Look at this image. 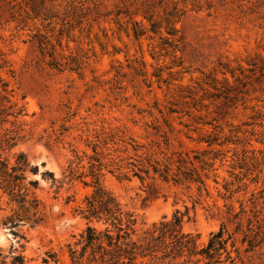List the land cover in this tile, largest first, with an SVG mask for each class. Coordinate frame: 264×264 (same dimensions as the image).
Listing matches in <instances>:
<instances>
[{"label":"rangeland","instance_id":"obj_1","mask_svg":"<svg viewBox=\"0 0 264 264\" xmlns=\"http://www.w3.org/2000/svg\"><path fill=\"white\" fill-rule=\"evenodd\" d=\"M16 1L0 0V55L5 61L0 75L8 84L10 104L23 106L25 114L8 117L9 122L0 125V134L18 130L19 140L11 154L24 153L30 165H37L39 172L51 171L58 180L52 185L40 175L31 176L39 179L35 194L44 220L35 227H21L26 237L21 240L26 264H42L46 251L57 253V264H71L66 244L86 227L74 208L90 187L63 171L71 157L69 143H75L72 138L85 126L114 130L121 139L132 138L143 146L140 152L162 161L171 152L190 157L195 152H204L206 157L219 153L207 177L194 162L205 184L199 191L196 184L187 187L157 178L153 190L149 179L143 183L136 178L120 180L107 172L101 183L125 210L134 213L137 234L170 219L178 210L183 214L182 231L193 235L198 246L210 232L225 225L232 234L233 261L221 264H264L263 234L251 250L241 242L242 231L252 235L264 217V154L259 152L264 150L260 142L264 132V65L260 63L264 59V6L256 9L242 0H214L210 9L204 5L198 12L190 11L177 24L182 30L179 40L156 35L134 39L133 21L146 24L141 11L149 1L102 0L80 23L64 25L62 34L60 22L51 25L52 41L56 36L61 39V47L55 43L56 53L84 60L77 74L47 65L49 58L40 55L32 38L33 25L21 28L11 18L9 7ZM119 9L128 16L121 14L115 22ZM51 27L38 25L42 32ZM219 61L231 67L240 65L247 75L243 79L247 84L240 85L242 90L232 102L221 96L212 100L218 91L204 84L211 74L224 86L236 85L229 75L225 85L218 72ZM61 124L70 130L56 142ZM215 133L219 142L225 137L230 142L211 146L199 142ZM244 149L256 158L247 166L241 162ZM253 200L259 210L256 218L251 211ZM241 208V230L235 232L233 215ZM4 215L0 212V251L7 253L12 245H19L2 225ZM248 220L251 231H247ZM196 259L185 264H205Z\"/></svg>","mask_w":264,"mask_h":264},{"label":"trees","instance_id":"obj_2","mask_svg":"<svg viewBox=\"0 0 264 264\" xmlns=\"http://www.w3.org/2000/svg\"><path fill=\"white\" fill-rule=\"evenodd\" d=\"M15 1V0H13ZM141 16L146 24L133 21L132 36L138 39L141 36L148 38L154 35L159 39L181 38V29L177 28L178 23H183L188 12H198L206 6L208 10L213 6L214 0H148ZM252 4L256 9L264 6V0H242ZM102 0H18L10 7V14L13 21L21 28L31 23L35 28L32 38L35 39L38 52L45 58L48 57L47 65L58 71L67 70L80 74L84 60L72 54H57L55 43L61 47L60 36L52 41L53 23L60 22L64 25L80 23L92 10L102 5ZM139 8H136L137 13ZM251 9V8H250ZM254 11V10H251ZM121 14L128 16L127 11L120 9L115 13V22ZM22 24V25H21ZM38 25L44 28L42 32ZM253 61V60H252ZM257 63V62H256ZM255 62L251 63L255 66ZM264 65V59H260ZM5 67V61L0 55V71ZM218 72L223 76V82L228 83L229 75L235 86H224L216 77L211 74L209 81L204 84L211 89L218 91L211 95L212 100L220 98L225 101L236 100L237 94L241 92L247 82L244 70L237 65L231 67L229 63L218 62ZM254 68L249 69L253 71ZM159 76V75H157ZM160 79H158L159 81ZM220 84V86H218ZM8 84L0 75V125L7 123L8 117L16 118L24 115V107H17L10 104L7 90ZM233 87V88H232ZM233 92V93H232ZM6 106V104H8ZM225 104V102H224ZM13 126L14 121H10ZM259 126H262L259 124ZM70 127L60 125L55 133V141L61 142ZM72 139L75 143H69L70 158L67 159L66 169L70 178L80 179L85 186L90 187V192L84 195L82 202L74 208V212L86 221V227L78 235H73V242L66 244L68 259L71 264H185L193 257L196 261L202 259L205 264L231 263V248L233 247L232 234L221 224L216 231L210 232L207 241L198 246L196 238L190 233L182 231L181 223L183 214L176 210L170 219H162L153 223L150 227L137 234L136 217L134 213L125 210L116 200L115 196L101 183V177L105 172L114 175L120 180L138 179L141 183L149 179L151 189L156 190L155 179L173 184H181L189 187L197 185V190L205 186L204 181L194 165L199 164L201 171L207 177L208 172L218 156L217 152L206 157L204 152L194 153L190 157L187 153L171 152L164 161L152 158L147 152H140L143 148L134 139H121L114 130L105 128H84L79 129ZM251 135L254 133L249 131ZM260 142L264 145V132L261 133ZM218 134H208L201 137L199 142L207 146L213 144L221 145L230 142L226 137L219 142ZM19 140V133L16 129L6 130L0 134V212H4L2 225L9 229L13 238L18 243V248L13 245L7 253L0 251V264H26L24 255L25 245L21 240L26 241L21 227H35L43 222L44 213L41 210V201L35 194L39 187V179L32 178L33 175H40L44 180H50L55 185L58 180L48 170L39 172L37 165H30L22 152L11 154V150ZM234 143V142H232ZM243 150L241 162L244 166L256 160L255 156H248ZM264 154V150L259 151ZM10 154L12 157L10 158ZM243 167V164L240 168ZM80 170L78 173L77 171ZM66 177V175H64ZM89 179V180H87ZM256 182V181H255ZM59 186H57V189ZM225 190L228 191L225 187ZM253 195V194H251ZM232 192L227 196L231 198ZM252 203V216L257 217L259 210L256 209L254 200ZM244 210L234 213L235 232L240 231V215ZM257 221V220H256ZM263 223L257 221V231L252 235L242 231L241 242L247 243V249L251 250L261 242L257 236L264 237ZM248 220L247 231H251ZM182 259L180 262H178ZM59 261L55 251H46L41 263L48 264Z\"/></svg>","mask_w":264,"mask_h":264}]
</instances>
